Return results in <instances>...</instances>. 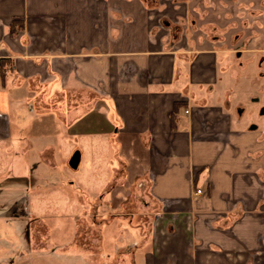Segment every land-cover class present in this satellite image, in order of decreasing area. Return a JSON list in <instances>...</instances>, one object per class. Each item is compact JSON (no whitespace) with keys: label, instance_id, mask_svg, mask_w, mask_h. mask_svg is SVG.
I'll use <instances>...</instances> for the list:
<instances>
[{"label":"crops","instance_id":"0c3cea01","mask_svg":"<svg viewBox=\"0 0 264 264\" xmlns=\"http://www.w3.org/2000/svg\"><path fill=\"white\" fill-rule=\"evenodd\" d=\"M254 2L0 0V59L13 62L0 140H14L6 112L30 103L78 136L119 137L102 186L113 211L98 215L99 255L82 252L89 264H264V135L234 126V50L187 30L192 20L225 26ZM16 19L24 31L12 36ZM77 93L86 103L60 112V97ZM73 155L41 151L34 165L69 172ZM134 190L138 220L124 213ZM21 212L14 217L28 221Z\"/></svg>","mask_w":264,"mask_h":264},{"label":"rangeland","instance_id":"374dc122","mask_svg":"<svg viewBox=\"0 0 264 264\" xmlns=\"http://www.w3.org/2000/svg\"><path fill=\"white\" fill-rule=\"evenodd\" d=\"M255 1L241 6L242 11L235 19L226 15L229 21L225 26L204 23L201 31L205 38L222 39L229 28H234L229 31L234 36L223 42L226 48L242 52L239 58L232 53L231 71L235 77L228 80L234 126L245 130L255 127L264 135V6ZM199 15L205 16L204 12ZM237 36L241 40L233 43ZM83 103H86L83 94L63 95L57 107L67 113ZM6 115L14 140H0V264H89L82 252L91 257L99 255L98 215L113 211L109 189L103 190L102 186L107 183L106 176L110 177L118 166L115 145L119 137L109 140L78 136L57 116L40 111L33 103L12 108ZM28 145L31 151L24 155ZM50 150L56 152V157L72 156L76 150L82 157L80 168L76 172L69 166L64 169L69 172L43 168L37 173L40 169L34 165V157ZM104 169L107 174L100 177L97 172ZM141 193L132 191V202L124 211L135 214L137 220L144 209ZM19 209L27 211L20 214L29 216L28 221L14 217ZM139 224L142 221L134 222L136 227ZM32 246L36 252L32 253ZM55 246L61 249L54 250ZM73 248L75 251H71Z\"/></svg>","mask_w":264,"mask_h":264},{"label":"trees","instance_id":"16d2710c","mask_svg":"<svg viewBox=\"0 0 264 264\" xmlns=\"http://www.w3.org/2000/svg\"><path fill=\"white\" fill-rule=\"evenodd\" d=\"M24 31V23L21 20H14L11 24L10 32L12 36H16L19 32ZM13 70V62L10 59H0V89L7 86L8 72ZM180 103L176 104L175 109H179Z\"/></svg>","mask_w":264,"mask_h":264},{"label":"flooded vegetation","instance_id":"af4514ba","mask_svg":"<svg viewBox=\"0 0 264 264\" xmlns=\"http://www.w3.org/2000/svg\"><path fill=\"white\" fill-rule=\"evenodd\" d=\"M226 1H229V0H226ZM231 16H232V18H234L235 19V13H231ZM236 16H239V14H237ZM195 20H192L191 21V23H188L187 24V30L189 31V28L190 29H193L194 27H195V29L196 30H198V32L199 33H201V34H203V32L201 31V26H197L195 23H193ZM241 27H243V26H241ZM244 28V27H243ZM234 28H229V30L227 31V33H226V35H225V37H223L222 39L221 38H219L218 36H215L213 39L215 40V41H217V42H219L220 44H222L224 41H226V40H228V38L227 37H232V35H233V33H231V34H229V31L231 30H233ZM234 36V35H233ZM204 38H205V36H203ZM205 39H207V38H205ZM241 39H239V37L237 36V37H235V42H233V43H238L239 41H240ZM232 43V44H233ZM248 44H250V42H248ZM234 53H235V56H237L238 58L241 56V54H242V52L241 51H234Z\"/></svg>","mask_w":264,"mask_h":264},{"label":"water","instance_id":"95a60500","mask_svg":"<svg viewBox=\"0 0 264 264\" xmlns=\"http://www.w3.org/2000/svg\"><path fill=\"white\" fill-rule=\"evenodd\" d=\"M80 162V154L77 152L73 155L72 159L70 160V167L72 169H77Z\"/></svg>","mask_w":264,"mask_h":264},{"label":"built area","instance_id":"2783aa9c","mask_svg":"<svg viewBox=\"0 0 264 264\" xmlns=\"http://www.w3.org/2000/svg\"><path fill=\"white\" fill-rule=\"evenodd\" d=\"M197 193H198V194H201L202 192H201V190H198Z\"/></svg>","mask_w":264,"mask_h":264}]
</instances>
